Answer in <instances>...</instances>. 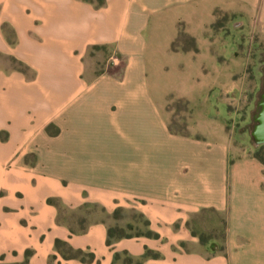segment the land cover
<instances>
[{"label": "crops", "instance_id": "crops-1", "mask_svg": "<svg viewBox=\"0 0 264 264\" xmlns=\"http://www.w3.org/2000/svg\"><path fill=\"white\" fill-rule=\"evenodd\" d=\"M216 11L264 26V0H0V52L24 66L0 68L4 260L29 250L28 264H114L115 251L136 259L148 248L159 257L142 264H264V164L231 155L213 116L170 127L169 98L191 102L201 85L207 101L230 84L229 56L172 47L181 31L204 39ZM96 45L123 59L119 74L95 72ZM118 206L158 237L108 244L104 215ZM202 209L225 216L224 248L209 255L182 248L197 243L186 221ZM56 239L94 260L63 257Z\"/></svg>", "mask_w": 264, "mask_h": 264}, {"label": "rangeland", "instance_id": "rangeland-1", "mask_svg": "<svg viewBox=\"0 0 264 264\" xmlns=\"http://www.w3.org/2000/svg\"><path fill=\"white\" fill-rule=\"evenodd\" d=\"M8 42L14 41L12 29L4 26ZM204 39L196 40L183 31L179 32L172 41V47L185 50L203 47L209 48L217 58L222 54L227 60L230 71V84L226 87H215L208 92L200 85L193 88L191 102L185 99H168L167 110L170 114V127L174 130L186 132L190 123L196 118L213 116L215 126L222 125L230 140L231 155L253 153L255 147L251 142L248 125L255 108L257 94L261 87V67L264 65V26L255 22L251 15L216 11L213 23L209 24L204 33ZM91 61L95 72L107 70L119 74L123 66V59L118 58L111 63L110 51L90 50ZM89 56V57H90ZM1 69L24 70V66L14 57L0 52ZM29 74L30 72L26 70ZM216 77V82L223 81L222 73ZM227 71L224 72L226 76ZM203 79L199 80V84ZM196 117V118H195ZM264 156V149L261 150ZM96 208H83L81 212ZM110 242L115 239L131 236H146L149 229L145 217L131 206H118L112 212L104 215ZM189 232L197 239V243H182L186 251H198L204 255L221 251L224 246L225 216L212 209H203L192 214L186 221ZM140 234V235H139ZM154 237V235H153ZM119 252V258L114 264H123L127 255ZM19 263V262H18ZM0 264H17L4 260L0 256Z\"/></svg>", "mask_w": 264, "mask_h": 264}, {"label": "trees", "instance_id": "trees-1", "mask_svg": "<svg viewBox=\"0 0 264 264\" xmlns=\"http://www.w3.org/2000/svg\"><path fill=\"white\" fill-rule=\"evenodd\" d=\"M92 49H100V50H106V48L104 46H93ZM255 147V146H254ZM264 149V144L255 147L254 152L252 153V155L257 158L262 164H264V156L261 152V150ZM203 210V209H202ZM213 210V209H212ZM146 224L148 225V221L146 220ZM109 230H107V240L106 242L108 244H110V234H109ZM140 235V234H139ZM157 238L158 234L157 233H152L150 230L148 232V234L146 236L148 237H153ZM138 236V235H136ZM126 237H131V235H128ZM55 247L56 249L61 253V255L65 258H78L80 261L84 262V263H88V262H92L94 260V254L90 251H84L82 249H73L72 247L68 246L67 243H65L64 241H61L59 239H56L55 241ZM224 248V247H223ZM223 248L221 250H223ZM126 256V258L124 259L123 264H142V261L146 258H156L159 257V253L155 252L151 249L146 248L144 250V252L136 259H134L131 255L128 254L127 251H123ZM30 251L27 250L25 252V258L23 261L17 263V264H28L27 262V257L29 255ZM119 258V252L115 251L113 253V260L115 262V260H117Z\"/></svg>", "mask_w": 264, "mask_h": 264}, {"label": "water", "instance_id": "water-1", "mask_svg": "<svg viewBox=\"0 0 264 264\" xmlns=\"http://www.w3.org/2000/svg\"><path fill=\"white\" fill-rule=\"evenodd\" d=\"M261 72V87L248 125L251 142L255 147L264 144V65L261 67Z\"/></svg>", "mask_w": 264, "mask_h": 264}]
</instances>
